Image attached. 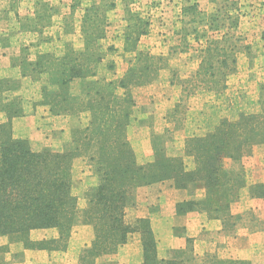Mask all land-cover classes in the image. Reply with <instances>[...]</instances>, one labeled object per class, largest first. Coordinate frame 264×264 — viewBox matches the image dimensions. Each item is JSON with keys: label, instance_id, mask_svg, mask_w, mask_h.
Wrapping results in <instances>:
<instances>
[{"label": "trees", "instance_id": "obj_1", "mask_svg": "<svg viewBox=\"0 0 264 264\" xmlns=\"http://www.w3.org/2000/svg\"><path fill=\"white\" fill-rule=\"evenodd\" d=\"M235 5L234 1L222 0L216 12L201 17L191 30L181 32L183 40L192 36L199 60L194 74L180 84L184 96L197 91L217 94L226 89L227 77L235 71L232 44L239 19L230 15L237 9ZM111 7L92 6V15L86 10L82 49L66 43L61 55L38 54L28 64L27 74L22 75L40 82V104L48 106L52 115L88 114L84 126L70 130V140L63 150H33L28 141L12 133L11 121L22 115L21 106L12 101L0 108L5 118L0 122V236L19 235L27 249L64 251L74 227L85 225L93 235L80 251L77 264H117L103 259L116 254L133 233H138L141 261L137 264H185L193 259L191 248L171 251L170 260L160 259L148 221L137 218L132 224L126 222V209L134 203L135 190L163 181L191 192L201 188L204 197L190 200L192 206L185 209L217 219L226 234L232 232L234 217L230 208L246 182L243 159L254 145L264 143V101L256 112H239L232 119L223 117L211 129L187 134L182 155L167 157L153 151L152 160L136 161L127 138L135 105L131 91L149 83L161 66L159 58L137 47L140 37L147 33V20L126 10L122 36L123 51L133 54L129 66L115 80L98 76L96 67L105 55L100 45L102 28ZM185 10L193 16L188 24L195 22L196 5ZM89 77L94 78L93 91L86 99L71 101L60 90L74 80ZM4 86L5 82H0V90ZM80 157L86 158L97 181L86 191V206L81 211L72 192V165ZM186 204H179L177 209ZM34 230H53L55 236L32 240L30 232ZM196 264L250 263L205 253Z\"/></svg>", "mask_w": 264, "mask_h": 264}, {"label": "rangeland", "instance_id": "obj_2", "mask_svg": "<svg viewBox=\"0 0 264 264\" xmlns=\"http://www.w3.org/2000/svg\"><path fill=\"white\" fill-rule=\"evenodd\" d=\"M221 1L0 0V82H5V86L0 90V108L14 101L22 109V115L11 121L13 135L28 141L33 150L43 148L60 151L70 140V130L87 123L86 112L73 117L52 115L48 106L40 104V82L22 75L27 74L28 64L33 62L38 54L51 52L61 55L66 43L76 50L82 49L83 16L88 11L89 15L93 14L92 6L102 8L109 4L112 7L105 13L106 26L102 28L104 38L100 41L101 50L105 55L96 67L98 76L115 80L120 78L129 66V59L133 54L123 51L122 36L128 18L126 10L147 20V33L140 37L137 47L159 58L161 66L157 76L149 83L131 91L135 105L127 127V138L136 161L144 163L152 160L153 151L167 157L182 155L184 140L189 133L211 129L223 117L232 119L239 112L258 111L260 102L264 101V0H228L236 2L237 9L232 10L230 15L238 16L239 24L233 32L235 71L227 77L226 89L217 94L204 91H197L187 97L182 94L180 84L194 74L199 60L198 46L191 41L192 36L183 40L181 32L184 29L191 30L201 17L216 12ZM193 4L196 5L197 17L195 22L188 24L193 16L185 9ZM244 46L248 48L244 49ZM138 63L134 66H139ZM93 80L91 77L74 80L60 90L64 91L71 101L86 99L87 94L93 91ZM4 119V114L0 112V122ZM263 144L254 145L250 155L243 159V164L252 155L254 148ZM72 180V192L77 198V208L81 211L86 206V191L97 182L86 158L76 159L72 167ZM165 182L170 183L163 181ZM159 183L161 182L149 186H158ZM249 186H254V189H248ZM249 186L245 182L244 189L250 194L258 195L264 191L260 184ZM136 190L133 205L126 209L125 220L130 224L134 219L131 214H127L137 207ZM186 191L190 192V189ZM190 200L195 199L189 197L188 204L177 210L183 211L192 206ZM203 215L206 216L204 213ZM140 219H146L149 223L147 218ZM78 226L80 225L74 229ZM53 232L36 230L34 237L49 238ZM231 233L230 231L229 234ZM132 236L139 238L138 233H133L126 243L136 240L132 239ZM5 237L8 243H19L14 247L9 244L2 245L0 252L16 249L18 245L24 247L19 235ZM182 243L184 246L181 250L186 251L192 246L190 238H186ZM64 251L50 252L55 254ZM114 255L106 256L103 260L118 263L113 260ZM240 260L251 264L248 260Z\"/></svg>", "mask_w": 264, "mask_h": 264}, {"label": "crops", "instance_id": "obj_3", "mask_svg": "<svg viewBox=\"0 0 264 264\" xmlns=\"http://www.w3.org/2000/svg\"><path fill=\"white\" fill-rule=\"evenodd\" d=\"M244 166L247 185L260 184L264 190V144L254 148L252 155L244 161ZM157 185L138 188L136 190L138 208H135L137 211L134 209L127 215L131 214L132 219L149 220L158 258L170 260L171 251L181 250L184 246L182 242L190 238L193 259L185 264L199 263L208 252L220 257L245 259L251 264H264V191L262 194L252 195L244 189L240 193L239 199L231 208L234 229L231 234H226L217 219H209L194 209L177 210L178 205L187 202L189 197L195 200L202 199L203 189L188 192L175 189L167 182ZM35 234L36 230L31 231L32 240L43 238L34 237ZM92 235L89 226L80 225L72 231L64 252L53 254L18 245L16 249L0 252V264H77L80 251L89 245ZM52 236H55V231ZM132 239L136 240L124 244L113 256L117 264H136L141 261L139 238L132 236ZM18 243H8L5 236L0 237V246L9 244L10 247H14Z\"/></svg>", "mask_w": 264, "mask_h": 264}]
</instances>
